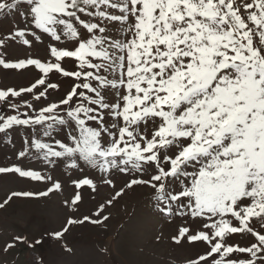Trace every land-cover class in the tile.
<instances>
[{
	"label": "snow or ice",
	"instance_id": "snow-or-ice-1",
	"mask_svg": "<svg viewBox=\"0 0 264 264\" xmlns=\"http://www.w3.org/2000/svg\"><path fill=\"white\" fill-rule=\"evenodd\" d=\"M16 17L0 32V68L36 75L0 87V136L14 148L10 133L25 130L16 160L42 167L0 175L46 190L12 191L0 210L62 192L58 167L94 170L71 181L69 211L85 187L113 192L56 239L105 226L107 207L144 188L154 215L181 221L171 242L199 249L185 264H264V0H0V20ZM117 172L128 177L118 190ZM18 243L28 238L4 251Z\"/></svg>",
	"mask_w": 264,
	"mask_h": 264
},
{
	"label": "rangeland",
	"instance_id": "rangeland-1",
	"mask_svg": "<svg viewBox=\"0 0 264 264\" xmlns=\"http://www.w3.org/2000/svg\"><path fill=\"white\" fill-rule=\"evenodd\" d=\"M18 20V17L0 20V32L6 31ZM31 54L39 57L45 55L44 50L39 47ZM13 55L23 57L24 52L13 49ZM66 67L71 69L73 63L68 60ZM35 75V71L21 74L0 68V87L26 86ZM52 98L55 99L56 96L53 95ZM26 99L31 100V97ZM9 112L5 104H0V113ZM25 134L23 129L10 133L14 148L0 136V166L19 163L24 167H42L36 160H16L15 153L21 148V138ZM84 175L99 176V173L94 170L80 173L65 170L63 166L58 167L53 176L62 182V192L41 199L13 198L5 209L0 210V264H185L187 258L199 251L189 246L182 248L171 242L170 237L175 234L181 221L177 219L169 223L154 215L149 191L144 188L128 191L124 197L107 207L105 214L110 219L105 226H73L64 237L56 239L52 233L60 230L69 216L91 215L113 192L107 186L98 185V193H92L85 187L81 189L83 199L78 209L70 212L63 201L75 192L71 181L83 178ZM112 178L117 190L128 179L118 172ZM20 190L46 189L43 183L12 175H0V203L12 191ZM161 233L163 238L156 241L155 238ZM16 235L26 236L28 243H18L15 248L5 252L6 244L12 242ZM36 240H40L41 244L35 245ZM29 244L33 247H29ZM65 246L72 251H65ZM101 248L108 251L102 253Z\"/></svg>",
	"mask_w": 264,
	"mask_h": 264
}]
</instances>
